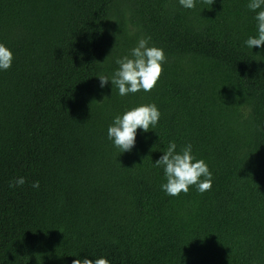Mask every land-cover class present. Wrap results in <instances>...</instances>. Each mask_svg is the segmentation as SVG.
<instances>
[{"label":"trees","instance_id":"trees-1","mask_svg":"<svg viewBox=\"0 0 264 264\" xmlns=\"http://www.w3.org/2000/svg\"><path fill=\"white\" fill-rule=\"evenodd\" d=\"M253 17L247 0H0L13 52L0 71V264H264V46H242ZM142 36L166 56L153 89L100 88ZM141 103L159 108L156 129L121 152L108 125ZM169 141L192 144L210 189L161 190L153 162Z\"/></svg>","mask_w":264,"mask_h":264},{"label":"clouds","instance_id":"clouds-1","mask_svg":"<svg viewBox=\"0 0 264 264\" xmlns=\"http://www.w3.org/2000/svg\"><path fill=\"white\" fill-rule=\"evenodd\" d=\"M184 9H193L196 0H178ZM247 8L254 13L255 35H249L242 41V46L253 49V46H264V0H247ZM150 36H142L128 52L116 58L118 67L113 73L97 75L99 87L104 88L109 81L118 90V95L125 96L139 91L149 92L156 85L162 66L166 62L164 49L150 44ZM13 62V52L0 42V71L7 70ZM160 110L155 103H141L134 107L126 108L121 114L112 118L107 128V139L121 152L131 151L136 143L137 130L144 132L155 130L160 118ZM159 135V134H158ZM163 154L153 162L154 166L162 168L164 181L161 190L168 196H177L182 191L187 193L190 186L203 193L210 189L213 174L208 164L202 158H197L191 143L182 147L175 141H169ZM25 183L23 176L15 179L10 187L20 186ZM39 187V181L31 185ZM76 258L72 264H111L106 256H97L94 259L88 256Z\"/></svg>","mask_w":264,"mask_h":264}]
</instances>
